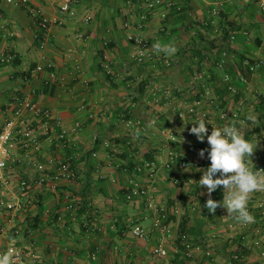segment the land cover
<instances>
[{
	"label": "crops",
	"instance_id": "1",
	"mask_svg": "<svg viewBox=\"0 0 264 264\" xmlns=\"http://www.w3.org/2000/svg\"><path fill=\"white\" fill-rule=\"evenodd\" d=\"M174 1L183 6L182 12L159 6L142 29L152 49L171 56L173 66L166 68L159 60L132 58L130 36L140 31L142 5L137 0H74L76 17L62 15L59 0H30L60 19L53 44L46 49L56 62L58 81L47 86L49 74L41 72L32 82L40 91L38 101L61 116L67 127L75 121L83 123L66 145L44 141L41 154L58 160L73 156L78 178L62 180L56 189H37L28 208L15 215L0 211V225L20 227V243L39 255L38 264L179 263L175 244L169 245L168 261L156 262L150 255L156 234L143 240L129 232L132 222L149 228L152 224L153 212L144 199L130 198L127 190L132 175L128 164L144 161L159 167L149 197L156 205L177 209L170 216L174 236L187 231L196 244L185 264H264L258 252L249 248L256 224L234 214L237 205L251 200L253 191L245 188L244 181L264 157V70L253 73L246 66V60H264L260 0L226 2L217 17L209 15V8L218 0ZM0 10L8 22L6 36L0 37V57L15 54L10 63H0L1 126L6 105L21 87L22 72L37 64L40 50L27 11L6 0H0ZM86 15L92 16L88 23ZM104 54L113 62L114 78L103 68ZM201 72L212 77L206 79L212 99L204 103L241 107L247 116V123L225 150L228 157L234 153L243 160L227 168L199 165L204 145L189 107L201 97L197 91L201 83L193 84ZM227 75L233 90L228 89ZM154 85L170 97L148 103ZM83 101L84 109L78 110ZM180 109L186 113L183 119L178 117ZM129 115L143 122L142 136L129 131L123 120ZM162 129L185 140L170 142ZM172 150L190 154L191 165L165 168ZM142 179L146 184L147 177ZM69 198L82 206L66 209ZM98 227L102 230H95ZM6 244L7 236H0V248ZM238 248L246 254L242 261L233 258ZM0 264H5L4 259Z\"/></svg>",
	"mask_w": 264,
	"mask_h": 264
},
{
	"label": "built area",
	"instance_id": "2",
	"mask_svg": "<svg viewBox=\"0 0 264 264\" xmlns=\"http://www.w3.org/2000/svg\"><path fill=\"white\" fill-rule=\"evenodd\" d=\"M131 2V0H129ZM142 6L140 8L137 27L139 32L130 36L132 45V58L139 61L159 60L166 68L173 66V60L169 54L160 53L151 48V43L142 32L147 25L150 16L159 6L166 5L177 12H182L183 6L174 0H137ZM233 0H218L210 3L209 15L217 17L220 9L226 2ZM7 3L24 8L32 18L35 25L34 39L37 48L40 50L39 61L35 66L22 72L20 77L21 87L15 89L12 99L4 109L5 119L0 126V211L10 212L13 215L28 208L32 202L31 194L37 189L53 188L62 180L73 181L78 178L76 160L70 157L64 160H58L55 157H41L43 142L51 141L58 145H66L69 139L76 135L82 128L81 121H75L72 126L67 127L61 116L57 115L52 109L39 103L38 95L40 91L32 85L33 80L41 72L47 71L48 79L45 81L47 86L58 81V71L56 62L46 54V49L53 44L54 27L60 23L58 17L49 16L46 11L30 3V0H6ZM261 9L264 12V0H260ZM58 10L64 16L76 17L77 9L74 0H59ZM92 19L91 15H86L85 22ZM7 19L0 10V37L6 36ZM81 34L78 38H81ZM234 35L232 36V39ZM108 44V41L104 42ZM223 58L220 60L224 62ZM15 58L14 53L3 54L0 57L1 64H8ZM246 66L249 71L256 73L264 70V60L254 62L246 60ZM103 68L111 77L117 75L113 62L106 54L103 56ZM206 73L201 72L196 76L194 85L201 83L197 90L200 98L195 99L189 109L196 118L195 128L202 137L204 149L200 154V166L213 165L220 168H227L230 163L240 162V158L232 153L229 157L225 150L231 145L234 135L240 127L247 123V116L241 107L229 108L220 107L215 110V103L210 102V88L206 85ZM228 89L233 90L229 76L225 77ZM148 103H159L170 97L166 90L162 93L157 85L149 90ZM217 106V105H216ZM85 107L83 101L78 110ZM185 112L181 109L178 117L185 118ZM93 115L91 114L90 117ZM129 131L137 136H142L144 125L141 119L136 120L129 115L123 119ZM161 133L165 139L170 142L183 143L178 135L170 129H162ZM108 145V142L105 143ZM254 167L252 173L244 181L246 189L253 191L251 200L247 203L237 205V211L234 212L236 217L244 221H253L256 236L253 238V249L259 256L264 259V157ZM243 160V159H242ZM241 160V161H242ZM191 156L186 151L172 150L169 152V159L164 165L169 168L171 165H178L180 168H187L191 165ZM159 171L158 164L154 161H144L136 164L135 171L129 180L128 195L130 198L137 200L144 199L147 207L153 212L151 228L145 227L141 223L132 222L129 226V232L138 239L149 240L156 234V244L151 248L150 255L153 261H168L169 245L175 244V252L181 253L179 263L186 262L193 257L196 249L192 237L187 231L179 232L175 235V230L171 223V215L178 212L177 209L170 210L166 205H156L150 196V186L155 183ZM31 172V174H27ZM147 177L146 184L142 176ZM148 182V184H147ZM69 197V196H67ZM71 197V196H70ZM233 205L231 199L226 200ZM81 203H75L69 198L65 208L73 210L81 207ZM48 213L50 209L46 210ZM51 214V213H50ZM115 225H112L114 228ZM69 229V228H68ZM70 230V229H69ZM101 231V227H98ZM71 231V230H70ZM22 232L18 225L4 226L0 225V236H7V244L0 248V259H4L5 264H38L39 255L30 247L20 243L19 237ZM114 250L118 247L114 246ZM97 252V250H96ZM246 254L243 248H238L233 258L236 261H242ZM109 264H144L138 261H117Z\"/></svg>",
	"mask_w": 264,
	"mask_h": 264
},
{
	"label": "trees",
	"instance_id": "3",
	"mask_svg": "<svg viewBox=\"0 0 264 264\" xmlns=\"http://www.w3.org/2000/svg\"><path fill=\"white\" fill-rule=\"evenodd\" d=\"M139 61V60H138ZM139 62H143V61H139ZM145 62H148V61H145ZM208 75H209V77H208ZM205 79H207L208 81H212V77H211V74L210 73H206V78ZM206 85H208L207 84V82H206ZM208 87H209V85H208ZM210 88V87H209ZM217 105V106H216ZM215 107V110H217V109H219L220 107H224L225 106V104L224 103H221V104H217V103H215V105H214ZM131 164H128V169L132 172V174L134 173V171H135V166H136V164H134L133 162H130ZM182 232V231H181ZM184 232V231H183ZM175 258H176V260H180V257H181V253H176L175 252ZM172 261H173V259H172ZM175 261V260H174ZM177 264H185V262L184 261H182L181 263H177Z\"/></svg>",
	"mask_w": 264,
	"mask_h": 264
},
{
	"label": "rangeland",
	"instance_id": "4",
	"mask_svg": "<svg viewBox=\"0 0 264 264\" xmlns=\"http://www.w3.org/2000/svg\"><path fill=\"white\" fill-rule=\"evenodd\" d=\"M147 23H148V22H147ZM147 23H146V24H147ZM143 35H144V34H143ZM148 105H150V104H148ZM193 124H195V122H193ZM169 256H171V254H169Z\"/></svg>",
	"mask_w": 264,
	"mask_h": 264
}]
</instances>
